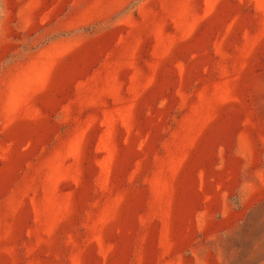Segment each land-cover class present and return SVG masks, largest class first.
I'll use <instances>...</instances> for the list:
<instances>
[{"label":"rangeland","instance_id":"obj_1","mask_svg":"<svg viewBox=\"0 0 264 264\" xmlns=\"http://www.w3.org/2000/svg\"><path fill=\"white\" fill-rule=\"evenodd\" d=\"M0 264H264V0H0Z\"/></svg>","mask_w":264,"mask_h":264}]
</instances>
